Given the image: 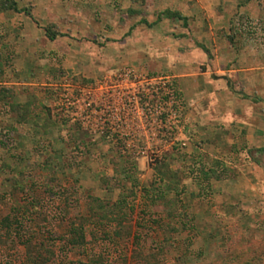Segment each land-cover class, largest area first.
I'll list each match as a JSON object with an SVG mask.
<instances>
[{
  "label": "rangeland",
  "instance_id": "rangeland-1",
  "mask_svg": "<svg viewBox=\"0 0 264 264\" xmlns=\"http://www.w3.org/2000/svg\"><path fill=\"white\" fill-rule=\"evenodd\" d=\"M11 1L16 9L0 0L2 12H22L40 30L29 68L25 53L0 61V219L24 206L32 218L16 236L45 241L54 252L47 264H85L91 255L103 264H229L237 252L264 264V133L252 134L263 137L256 147L236 128L264 126V0H185L186 26L152 28L136 26L170 0ZM237 69L247 72L244 83L216 84ZM185 75L189 93L200 87L207 96L200 107L183 98ZM222 93L230 96L224 112ZM226 179L249 195L231 205L227 185L211 191L210 181ZM95 199L112 219L88 223L87 244L51 241L88 218ZM6 239L0 264H27L28 250Z\"/></svg>",
  "mask_w": 264,
  "mask_h": 264
},
{
  "label": "crops",
  "instance_id": "crops-1",
  "mask_svg": "<svg viewBox=\"0 0 264 264\" xmlns=\"http://www.w3.org/2000/svg\"><path fill=\"white\" fill-rule=\"evenodd\" d=\"M199 3H201V2L197 1V3L194 4V7H195V9L197 8V11H200L198 8L200 5ZM189 6H190L189 2H185V0H170L169 4L165 10H170L172 12L181 11L183 14V17H185V15H187V13H186L187 11L185 8H187ZM165 10L156 14V19L154 21L149 22L148 20H145L142 18L139 21V25L136 26V28L144 27V26L147 28H152L154 26H158V25L164 23V21H166V20L169 22L180 21V20L168 19V18L164 17L162 15V13ZM132 13H135V12H132ZM158 18H160L159 21H157ZM16 19L21 21L20 24H18V25H20V27L22 26V28L17 29L16 26H14V24H15L14 20H16ZM141 21H145L147 24H154L156 22V24L152 25L151 27H148L146 24L141 23ZM4 27H6V29ZM39 31L40 30L37 29L36 25L33 23V19L30 18L29 16L25 15L24 13H22V12H18L16 14L11 13L10 16H8V15H5L2 12V10L0 9V35L5 34V36L7 37L2 42H0V61L4 57L7 56L6 54H10L12 52L14 53V57L16 58V60L20 54L25 53L26 55L22 58V60L26 61L27 63L21 61L22 62L21 66L22 67L26 66V68H29L30 67L29 62L31 60V59H29V57H30L29 53H31L34 50L35 45H37V43H36L37 40H36L35 36H36V33H40ZM17 35L20 38L15 39L14 36H17ZM43 36L44 37L46 36L45 30L43 31ZM180 38L181 39L179 40V42L182 45H184V46L186 45L187 47L188 46L190 47L189 40H188L186 33L185 34L182 33V36ZM153 44L155 47H158V46L164 47L166 45L163 41H159V40L155 41V43H153ZM194 51H196V49H194ZM2 68H7L5 63L3 64ZM222 73L223 74H222L221 78L218 80L219 82H217L216 84H218L219 86L221 85L220 87L225 88V89L227 88V85H229L231 83H234V84L244 83L245 79H247V77H248L247 72H244V70H242V69L228 71V73H230V74H228L227 76L224 74V72H222ZM185 77H186V75L181 78L183 98L185 99L186 102H188L192 106L200 107V104H199L200 101L202 99H204V101H205L207 96L205 93L200 92L201 91L200 87L197 88V92H196L197 94L196 95H195V93L193 95L192 92L189 93L188 88L185 86V84H187L189 82H188V80H185L186 79ZM194 88H196V87H194ZM180 92H181V90H180ZM197 95H199L200 97L199 96L197 97ZM229 98H230V96L227 95V93L226 94L222 93V95H220L219 99L221 101V110L223 112L226 111V107H227L226 104H227V101ZM243 98H244V100H242V101L244 103H246L247 99L250 101H253L255 103H258L261 101V100L251 98L248 96H243ZM242 101H239L240 105H242V104H243V106L246 105ZM201 110L204 111L202 107H201ZM237 113H239V111H237ZM209 116H210L209 114L208 115L203 114V116H202V122L201 123H202L203 129H204L206 122L209 124V122L206 121V120H210ZM235 116L236 117L238 116L237 120H239V122L244 120V117H241L239 114L235 115ZM227 121H229V120H227ZM259 126L260 125L254 126L251 123H248V124L245 123L244 125H240V123H239V126H237L236 128L239 129V130H237L239 133H245L246 134V136L244 137V140L249 145L253 144V145H256V147H259L260 142H263V137H258V136L255 137L252 135L254 133H264V126H261V127H259ZM260 139L262 141H260ZM256 176H257L256 179L258 181L257 184H259L258 187H260V183L263 182V177L260 174V172ZM239 180H240V182H242V185L247 186L246 189H251V190L254 189L255 185L252 184L251 179H247L246 177H242V178L237 177L236 181L239 182ZM214 182L215 181H210V185H212V187H213V188H211V191L216 192L217 195H220L219 191H223L225 189V188H223V185L224 186L227 185L228 188H231V190H232L231 192H227L226 194L224 192H222V194L224 195V200L225 201L229 200L231 205H234L233 202L236 203L239 198L242 199V198H245L247 195H249L247 192L244 193L242 188H238L237 182L235 184V182H233L232 179H230V180L226 179V181H222V182H215V185H213ZM216 183H218L220 186L217 185ZM232 187H235V188H232ZM244 200H242V202L240 203L241 206H245L246 201H244Z\"/></svg>",
  "mask_w": 264,
  "mask_h": 264
},
{
  "label": "trees",
  "instance_id": "trees-1",
  "mask_svg": "<svg viewBox=\"0 0 264 264\" xmlns=\"http://www.w3.org/2000/svg\"><path fill=\"white\" fill-rule=\"evenodd\" d=\"M6 1L11 4L12 9H16L15 2L11 0H6ZM162 15L168 19L181 20L183 22V25L186 26V18L181 16L178 12H172L170 10H165L162 13ZM159 19L160 18H158L157 21H159ZM141 23L146 24L148 27H151L152 25L156 24V22L154 24H147L145 21H141ZM45 31H46V37L50 41H54L56 39L57 34L52 33L51 30L48 28ZM23 117L25 118L26 114H24ZM47 129L48 128H45L44 130H47ZM165 169L166 168H164V171H162L161 173L159 172V175L161 177H165L162 179H166L167 178L166 176H168L167 174H169L167 170ZM204 176L207 177L206 173H204ZM162 179H159V180L162 181ZM174 189L175 187L172 186V184H167L165 191L174 190ZM121 206H123L122 203L121 205L120 203L119 205L118 204L116 205V207H118L119 213L121 212ZM108 207H109V204H107V202L105 203L101 200L95 199L94 201H92L91 205H88L87 207L90 213V216L88 218H85V217L80 218L77 224L76 223L71 224L70 229L67 231L65 235L61 237H57V238L52 237L51 241L54 242L56 240L66 239V241L70 243L71 246H75L76 248L83 247V245L87 244L85 228L88 225V223L93 224L95 222L97 224H102L104 221H109L112 219L111 216L108 215L109 213H111V211L108 210ZM25 208L26 207L24 206L23 210L20 212L17 209L15 214H8L4 218L0 219V241H2L3 237L7 239L13 238L12 243L21 244L28 251H30L33 246H36V249H38V251L34 252L33 254L38 253V255L30 254V252L27 251V264H36L35 263L37 262L36 257H39V256L42 262L41 263L38 262V263L47 264L52 260V257L54 256V252H52L50 248L46 247L47 245L45 241L43 240L34 241L33 238H25V239L21 238L20 239L19 236H16L18 235V231L20 229H23L27 223L29 224L32 223V220H31L32 218L27 217V214H30V213H28L27 210H25ZM182 226L186 227L187 223L182 221ZM1 230H3V232H1ZM91 241L92 239L88 240V242H91ZM240 254L241 253L237 252L236 256L232 255L229 261H233L235 264H246L247 260L242 259L243 255L241 256ZM233 262H230V263H233ZM85 264H103V261L100 256L91 255L87 258V261L85 262ZM224 264H227V261H225Z\"/></svg>",
  "mask_w": 264,
  "mask_h": 264
}]
</instances>
